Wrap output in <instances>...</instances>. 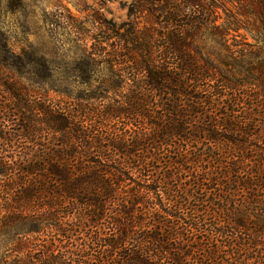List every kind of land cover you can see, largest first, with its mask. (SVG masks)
Returning <instances> with one entry per match:
<instances>
[{
    "label": "trees",
    "instance_id": "16d2710c",
    "mask_svg": "<svg viewBox=\"0 0 264 264\" xmlns=\"http://www.w3.org/2000/svg\"><path fill=\"white\" fill-rule=\"evenodd\" d=\"M123 7L122 32L107 29L100 40L113 42L112 53L83 51L79 58L93 69L104 57L127 61L128 81L140 76L141 85L128 110L109 116L132 120L141 101L152 131L144 140L160 142L149 147L151 159H166L173 179L184 171L204 175L195 188L207 197L196 209L180 186L152 187L157 178L151 180L146 150L134 153L138 142L103 144L78 124L85 116L33 105V90L13 82L19 76L43 83L46 61L22 60L0 29V86L14 102L0 107V237L20 251L17 235L53 227L71 245L67 260L82 252L84 264H264V103L254 117L250 107L239 110L243 99H264V0H126ZM116 90L114 83L102 92ZM217 108L222 117L210 111ZM175 141H201L207 152L180 150ZM204 158L212 167H202ZM138 207L147 217L136 216ZM81 228L94 229L83 250L73 246ZM94 242L100 247L92 259ZM47 257L29 253L12 264H62Z\"/></svg>",
    "mask_w": 264,
    "mask_h": 264
},
{
    "label": "rangeland",
    "instance_id": "374dc122",
    "mask_svg": "<svg viewBox=\"0 0 264 264\" xmlns=\"http://www.w3.org/2000/svg\"><path fill=\"white\" fill-rule=\"evenodd\" d=\"M125 1L0 0V29L4 34L8 49L17 54L22 60L27 57L43 58L50 72V75L43 72V83L39 79L24 80L19 76H16V80L13 83L26 87L28 90H33L31 91V97L39 100L30 98L33 105H56L65 111L70 110L78 115L85 116L87 120L78 122V124L82 125V130L87 128L92 131V136L97 141L102 140L103 144L106 143L103 141L106 138H109V140L119 139L121 141L132 139L138 142L141 147L134 153H140L141 149L146 150L145 155L150 167L148 170L153 175L151 180L157 178L152 187H156L159 184L163 187L162 183L167 188L180 186V195L184 197V193L188 192V198L191 201L190 206L193 205L198 209L201 204L199 199L207 197L208 193L198 190L195 185L205 176L190 177L184 171L180 176H177V179L181 180L173 179L176 171L172 168V171H169V165L165 162L166 159L161 158L159 163L151 159L154 152L149 147L153 145L159 146L160 142L152 139L144 140L143 134L146 136L152 131L150 122L145 120V114L140 105L141 101L138 102V117L132 118V120L125 116L119 118H111L109 116L110 113L108 112L111 110H128V106L125 103L132 97L131 91L140 87L141 80L136 81V77H141L132 76L134 80L132 82L128 81V78L131 77H129L127 61L125 60L104 57V59L98 60L97 66L93 69L89 62H81L79 58L83 51L100 53L101 55H105L107 52L112 53L111 44L113 42L103 43L100 40L111 34L107 29H112L114 32H122L124 29L122 24L127 22L126 12L123 7ZM59 19L60 21H57ZM63 21L70 26H67L66 23L63 24ZM248 40L251 41L249 38ZM205 46L206 49L217 50V47L210 43H206ZM119 55L122 56L123 53L120 52ZM111 59L114 61H111ZM114 83L119 85L118 91L102 92L106 86ZM35 92L38 94H35ZM261 94L264 98V93ZM5 95L6 93L0 86V107L14 105L13 100L7 101L8 97ZM263 103L264 99L259 97L249 100L243 99V105L239 107V110L250 107V112L251 109L254 110L251 112L254 117L260 112L259 107L255 106ZM156 111L157 109H155ZM210 111H215L216 117L223 116V111L219 108ZM157 115L156 113L153 114L154 117H157ZM206 117L210 118V114L208 113ZM211 118L213 117L211 116ZM219 122L221 123V120ZM89 126H91L90 129ZM247 129L255 130L254 127H248ZM16 142L14 146H20L19 140ZM175 143L180 150L193 146L195 149L207 152L206 145L201 141H198L197 144L194 141H190L189 145L183 144L184 142L182 141H175ZM250 143L252 146L255 142L250 141ZM30 144L25 142L23 145L26 147ZM227 157V152L224 150L221 156L223 164H227L228 161L225 159ZM207 160V158H204V163L202 164L205 169L212 167V162L207 164ZM127 177L130 178L129 180H133L130 175ZM136 211L138 218L147 217L146 214H143V207H138ZM65 228L67 227L65 226ZM81 229L80 235L77 236V241L73 246L83 250V244L87 236L85 233L91 234L94 229H91L90 232H87L84 228ZM104 232L107 233L105 226ZM17 241H20L23 246L20 251H16L13 245L6 244L5 236L0 237V264H12L13 260L29 253L32 258L39 260L45 257V252L48 259L57 256L62 264H84L87 262L86 256H81L82 252L76 258L74 257L73 260H67L70 255L63 251L67 250L71 245H68L59 236L57 229L53 227L38 234L17 235ZM99 247V244L94 242L93 249L90 247L91 249L87 252V256H92V259H95V250ZM235 260H238L237 257ZM231 263H234L233 259Z\"/></svg>",
    "mask_w": 264,
    "mask_h": 264
}]
</instances>
